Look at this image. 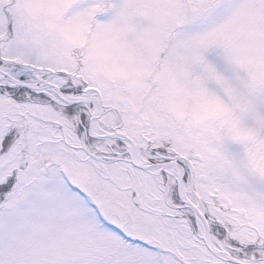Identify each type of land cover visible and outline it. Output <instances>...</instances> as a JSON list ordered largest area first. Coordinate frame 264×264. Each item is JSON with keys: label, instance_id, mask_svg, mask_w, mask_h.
I'll list each match as a JSON object with an SVG mask.
<instances>
[{"label": "snow or ice", "instance_id": "obj_1", "mask_svg": "<svg viewBox=\"0 0 264 264\" xmlns=\"http://www.w3.org/2000/svg\"><path fill=\"white\" fill-rule=\"evenodd\" d=\"M0 264H264V0H0Z\"/></svg>", "mask_w": 264, "mask_h": 264}]
</instances>
